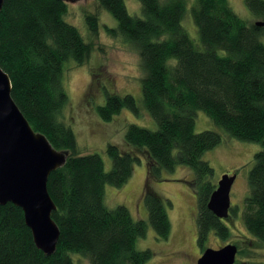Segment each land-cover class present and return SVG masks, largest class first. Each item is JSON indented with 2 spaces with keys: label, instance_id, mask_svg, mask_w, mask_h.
<instances>
[{
  "label": "trees",
  "instance_id": "trees-1",
  "mask_svg": "<svg viewBox=\"0 0 264 264\" xmlns=\"http://www.w3.org/2000/svg\"><path fill=\"white\" fill-rule=\"evenodd\" d=\"M96 1L117 21L114 28L105 26L106 32L138 52L144 73L142 103L157 128L129 124L122 146H106L111 160L107 171L99 154L81 153L63 119L68 102L63 77L66 63L87 60L92 43L65 20L64 0H4L0 67L9 76L11 96L32 129L66 153V159L47 178L55 204L51 218L59 230L55 250L46 254L36 246L21 208L8 202L0 205V264H74V252L90 264H146L153 252L136 247L146 234V221L134 220L122 204L108 208L104 203V185H123L142 156V198L156 237L166 239L170 233L166 206L171 203L152 183L161 179L162 171L183 165L194 173L188 184L198 203V246L205 248L210 232L227 239L224 219L207 207L216 183L213 168L202 158L222 137L215 130L195 131L200 110L230 137L261 146L248 172L242 220L250 235L264 242V26L238 16L228 0H193L190 16L202 46L198 48L182 26L185 0H138L142 16L130 14L124 0ZM244 1L264 21V0ZM86 21L96 33L97 17L86 15ZM122 108L139 112L132 95L107 94L96 113L110 121ZM231 212L232 207L226 218Z\"/></svg>",
  "mask_w": 264,
  "mask_h": 264
},
{
  "label": "rangeland",
  "instance_id": "rangeland-1",
  "mask_svg": "<svg viewBox=\"0 0 264 264\" xmlns=\"http://www.w3.org/2000/svg\"><path fill=\"white\" fill-rule=\"evenodd\" d=\"M65 1V20L78 28L84 40L92 43V51L82 64L73 61L65 64L63 80L68 102L63 119L73 130L79 151L99 154L107 171L111 167V160L105 151L107 144L122 146L129 124L155 130L157 123L142 103L141 78L144 73L137 50L132 44L109 35L105 30V26H117L113 15L102 9L96 0ZM124 3L130 14L142 16L138 0H124ZM185 3L182 26L194 44L202 48L197 28L190 16L193 0H185ZM228 3L238 16L250 23L263 20L252 14L244 0H228ZM89 14L97 17L96 33L89 29L86 21V15ZM260 40L264 43V35L260 36ZM107 94L132 95L139 107L138 114L122 108L110 121H104L96 113V108L105 103ZM194 128L196 132L208 129L221 134V142L202 156L213 168L214 182L223 174L236 175L230 189V207L234 212L224 219L230 236L220 240L210 232L204 247L218 248L232 243L239 250L235 256L237 264H264V242L253 238L242 220L243 201L249 192L247 176L253 164V155L261 148L260 144L230 137L201 110L196 112ZM145 176V158L142 156L123 185H104L105 205L113 208L122 204L128 208L134 220L146 221V234L136 242L137 249H150L153 252L146 264L196 263V258L205 248H200L196 241L198 203L194 190L188 184V180L194 177L193 171L187 166L178 165L173 171H162L161 179L152 183L153 189L171 203L166 206L171 225L166 239L156 237L148 223V212L142 198ZM70 256L74 264H90L79 253H70Z\"/></svg>",
  "mask_w": 264,
  "mask_h": 264
},
{
  "label": "water",
  "instance_id": "water-1",
  "mask_svg": "<svg viewBox=\"0 0 264 264\" xmlns=\"http://www.w3.org/2000/svg\"><path fill=\"white\" fill-rule=\"evenodd\" d=\"M4 0H0V10ZM254 24L264 26V21ZM66 153L54 149L47 137L35 132L11 96L8 74L0 67V205L21 208L25 224L38 248L52 253L59 230L51 218L55 204L47 190L50 172L61 166ZM235 174H223L210 194L208 209L225 219L230 208V189ZM237 246L206 247L195 264H234Z\"/></svg>",
  "mask_w": 264,
  "mask_h": 264
},
{
  "label": "flooded vegetation",
  "instance_id": "flooded-vegetation-1",
  "mask_svg": "<svg viewBox=\"0 0 264 264\" xmlns=\"http://www.w3.org/2000/svg\"><path fill=\"white\" fill-rule=\"evenodd\" d=\"M64 1H65V0H64ZM65 2H66V1H65ZM237 249H238V247H237ZM237 251H238V250H237ZM197 259H198V258H196V260H197ZM194 264H195V263H194ZM234 264H237V262L235 261Z\"/></svg>",
  "mask_w": 264,
  "mask_h": 264
}]
</instances>
